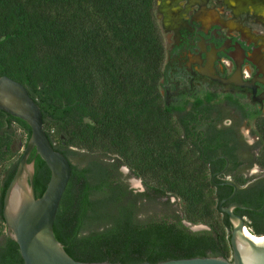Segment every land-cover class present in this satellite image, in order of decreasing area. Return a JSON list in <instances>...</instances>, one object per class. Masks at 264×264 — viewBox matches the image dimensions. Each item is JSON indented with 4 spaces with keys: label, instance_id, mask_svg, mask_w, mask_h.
<instances>
[{
    "label": "trees",
    "instance_id": "obj_1",
    "mask_svg": "<svg viewBox=\"0 0 264 264\" xmlns=\"http://www.w3.org/2000/svg\"><path fill=\"white\" fill-rule=\"evenodd\" d=\"M155 3L0 0V77L27 88L54 149L72 164L54 233L76 261L232 256L233 227L220 210L232 190L216 189L208 162L181 137L160 94L164 44ZM259 132L264 165V124ZM22 134L25 148L30 126L0 110V264H25L2 213ZM80 152L86 155L76 164ZM33 161L40 198L51 172L36 151ZM123 167L143 191L130 187ZM235 200L259 209L264 192L243 191ZM236 213L253 235H264V209ZM198 225L206 229H191Z\"/></svg>",
    "mask_w": 264,
    "mask_h": 264
},
{
    "label": "flooded vegetation",
    "instance_id": "obj_2",
    "mask_svg": "<svg viewBox=\"0 0 264 264\" xmlns=\"http://www.w3.org/2000/svg\"><path fill=\"white\" fill-rule=\"evenodd\" d=\"M155 17L163 103L216 189L237 187L220 207L240 204L243 191L263 193L264 0H156Z\"/></svg>",
    "mask_w": 264,
    "mask_h": 264
},
{
    "label": "water",
    "instance_id": "obj_3",
    "mask_svg": "<svg viewBox=\"0 0 264 264\" xmlns=\"http://www.w3.org/2000/svg\"><path fill=\"white\" fill-rule=\"evenodd\" d=\"M0 110L23 120L31 129V137L23 149L16 173L3 198V218L7 234L20 249L25 264H125L120 262H80L73 259L54 233V223L63 195L72 175L69 159L56 151L45 131L43 113L27 88L7 76L0 77ZM33 151L47 164L51 176L46 190L37 198L34 184V161L29 163ZM232 195L222 203L234 198ZM260 212L264 209L233 204L220 207L232 224L231 258L195 257L174 259L159 263L148 261L137 264H264V235L250 233L246 220L234 209ZM190 225V224H186ZM192 230L195 231L193 227Z\"/></svg>",
    "mask_w": 264,
    "mask_h": 264
},
{
    "label": "rangeland",
    "instance_id": "obj_4",
    "mask_svg": "<svg viewBox=\"0 0 264 264\" xmlns=\"http://www.w3.org/2000/svg\"><path fill=\"white\" fill-rule=\"evenodd\" d=\"M21 136L24 138L23 134ZM24 144H25V138L23 139V141L19 142V153H18L19 155H17V157L15 159H18V156H20V154L23 152ZM79 154L80 155L78 158H73V162L76 164L80 163L79 160H81V158H83V156L86 155L85 152H80ZM121 172H122L124 178L126 179V181L129 183L131 188H133L137 191H143L144 190V186L142 184L141 179H138L137 177H135L127 167H123L121 169ZM1 177H2V175H1ZM171 201L176 206L179 205V201L176 200L175 198H172ZM191 227H193L195 229V231H200V230L206 229V227L203 225L191 226ZM247 228H248V226H247ZM248 230H249V228H248Z\"/></svg>",
    "mask_w": 264,
    "mask_h": 264
},
{
    "label": "bare ground",
    "instance_id": "obj_5",
    "mask_svg": "<svg viewBox=\"0 0 264 264\" xmlns=\"http://www.w3.org/2000/svg\"><path fill=\"white\" fill-rule=\"evenodd\" d=\"M251 233V232H250ZM253 235V234H252ZM255 238H256V236L255 235H253Z\"/></svg>",
    "mask_w": 264,
    "mask_h": 264
},
{
    "label": "built area",
    "instance_id": "obj_6",
    "mask_svg": "<svg viewBox=\"0 0 264 264\" xmlns=\"http://www.w3.org/2000/svg\"><path fill=\"white\" fill-rule=\"evenodd\" d=\"M250 230V229H249Z\"/></svg>",
    "mask_w": 264,
    "mask_h": 264
}]
</instances>
